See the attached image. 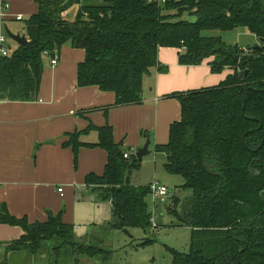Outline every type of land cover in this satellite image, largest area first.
<instances>
[{
  "label": "trees",
  "instance_id": "trees-1",
  "mask_svg": "<svg viewBox=\"0 0 264 264\" xmlns=\"http://www.w3.org/2000/svg\"><path fill=\"white\" fill-rule=\"evenodd\" d=\"M38 11L23 20L26 44H18L0 60V99L37 98L44 58L65 44L84 51L77 64L76 87L96 86L115 95V105L140 104L143 78L158 64L160 47L181 49L178 63L208 61L212 72L231 73L215 86L166 97L180 103V119L171 123L166 144L154 152L164 157L163 170L183 178L191 196L171 198L169 211L190 228L187 252L169 249L171 264H264V0H37ZM78 6L73 19L63 14ZM184 14L194 21L182 19ZM245 28L261 51L228 44L206 31ZM95 129L97 141L82 143V133ZM142 135L147 136L146 132ZM64 146L96 145L107 153L102 174L89 173L85 185L112 206L113 228L127 232L150 229L149 186L128 182L138 169L134 154L124 157L110 125H89L69 135ZM180 209V212L178 211ZM0 223L19 226L24 234L5 246L7 252L38 256L48 249L52 264H72L61 254L110 263V252L78 243L61 213L44 222L17 218L0 205ZM145 243H148L146 241ZM48 245V246H46Z\"/></svg>",
  "mask_w": 264,
  "mask_h": 264
},
{
  "label": "crops",
  "instance_id": "crops-1",
  "mask_svg": "<svg viewBox=\"0 0 264 264\" xmlns=\"http://www.w3.org/2000/svg\"><path fill=\"white\" fill-rule=\"evenodd\" d=\"M0 1L9 4L4 16L0 14V34H6V28L14 34H23V20L38 11L37 0ZM77 7L69 8L63 16L73 19ZM17 15H21L22 20H16ZM16 46L17 42L13 49ZM180 51L160 47L158 64L166 70L160 72L154 67L144 76L142 102L115 105L112 92L101 91L96 86L76 87V68L84 59V51L63 45L55 54V66L44 62L35 100L0 99V205L4 204L10 215L25 217L28 222H44L49 218L48 212L61 213L62 221L72 229L79 215L89 224L97 222L96 206L102 200L84 180L89 173L102 174L107 153L96 145H82L75 156L72 147L63 143L70 134L90 124L95 127L108 124L114 142H120L130 154L147 138L151 153L156 145L166 144L169 127L180 119L181 111L178 99L166 95L218 85L231 73L227 68L220 73L212 72L208 61L181 65L178 63ZM97 137L96 130L90 129L80 135L79 141L95 143ZM109 205L110 217L103 227L116 231L118 229L111 225L113 213L110 202ZM23 234L19 226L0 223V264H52L35 261L26 253L5 250L6 244Z\"/></svg>",
  "mask_w": 264,
  "mask_h": 264
},
{
  "label": "rangeland",
  "instance_id": "rangeland-1",
  "mask_svg": "<svg viewBox=\"0 0 264 264\" xmlns=\"http://www.w3.org/2000/svg\"><path fill=\"white\" fill-rule=\"evenodd\" d=\"M101 1L83 0L85 4L91 5L101 3ZM182 19L194 21L196 18L192 14H184ZM19 25L21 27V23ZM203 35L219 36L228 44H237L244 47H253L258 44L257 37L241 27L228 31H206ZM7 44L10 45L12 50L15 41L7 36ZM44 59V62L49 64V58L45 57ZM163 162L164 157L162 154L150 152V154L143 156L140 160V168L130 169L128 172V182L132 185L147 186L154 178L153 180H157L168 187L169 193L165 203L158 204L154 202L150 194L146 198L148 208L157 227L152 228V225H150V229L147 232L139 227L130 228L127 232L119 229L116 231L106 230L103 224L109 219L111 208L108 201H100L98 205L96 204L97 222L89 224L90 222H85V220L81 219V215L77 217L76 222L73 224L75 240L78 243L95 246L99 243L104 247V250L106 249L110 252L108 258L110 263L171 264L170 248L179 252H187L190 228L182 224L179 217L180 214H174L169 211V208L172 207L169 205H172L170 200L173 197L178 198L182 203L184 199L191 196V190L181 187L184 182L182 177L166 173L162 168ZM178 211L180 212V209ZM146 241L148 243H145ZM47 250L46 248L42 251V254L31 258L35 261L40 260L43 262L53 260V256L49 255ZM76 258L78 260L74 263L73 261ZM60 259L73 262L72 264H91L100 261L85 256H73L72 253L67 252L61 254Z\"/></svg>",
  "mask_w": 264,
  "mask_h": 264
},
{
  "label": "built area",
  "instance_id": "built-area-1",
  "mask_svg": "<svg viewBox=\"0 0 264 264\" xmlns=\"http://www.w3.org/2000/svg\"><path fill=\"white\" fill-rule=\"evenodd\" d=\"M159 3H164L166 0H157ZM9 9V4L3 1H0V14L2 17L4 16V13L6 10ZM16 20H22L21 15L15 16ZM10 50L9 45L7 44V36L6 34H0V60L1 58L8 55ZM45 55H47L46 52H44ZM57 63V56L53 55V57L49 56V64L53 67ZM129 152H125L123 156L126 158L129 156ZM149 191L151 198L154 202H157L158 204H163L167 200V196L169 193L168 187L162 183H160L157 180H153L149 185ZM59 192H61V188L58 189ZM151 227L155 228L156 223L154 222L153 217L151 218Z\"/></svg>",
  "mask_w": 264,
  "mask_h": 264
},
{
  "label": "water",
  "instance_id": "water-1",
  "mask_svg": "<svg viewBox=\"0 0 264 264\" xmlns=\"http://www.w3.org/2000/svg\"><path fill=\"white\" fill-rule=\"evenodd\" d=\"M6 34L11 40L17 42L18 44L23 45V44H26V42H27V39L25 38L24 34H18V33L14 34L10 30H8L7 28H6ZM260 41L264 42V39H261ZM253 48L261 51V46L259 44L254 45ZM50 57H53V54H50ZM149 144H150V140H149V138H147L145 143L140 148H138L136 150L135 157L138 160H141L143 158V156L150 154L151 151L149 150ZM48 216L51 217L52 213L48 212Z\"/></svg>",
  "mask_w": 264,
  "mask_h": 264
}]
</instances>
